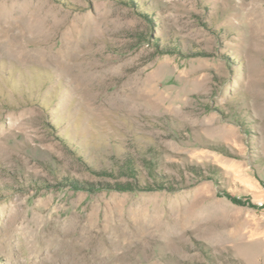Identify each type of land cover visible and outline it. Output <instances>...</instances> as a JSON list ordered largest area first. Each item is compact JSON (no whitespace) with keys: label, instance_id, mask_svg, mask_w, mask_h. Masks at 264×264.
Listing matches in <instances>:
<instances>
[{"label":"rangeland","instance_id":"1","mask_svg":"<svg viewBox=\"0 0 264 264\" xmlns=\"http://www.w3.org/2000/svg\"><path fill=\"white\" fill-rule=\"evenodd\" d=\"M257 112L264 0H0V264H239L210 149Z\"/></svg>","mask_w":264,"mask_h":264},{"label":"crops","instance_id":"2","mask_svg":"<svg viewBox=\"0 0 264 264\" xmlns=\"http://www.w3.org/2000/svg\"><path fill=\"white\" fill-rule=\"evenodd\" d=\"M260 112L256 115L261 123L264 112ZM215 135L224 148L210 149L216 153L213 161L222 188L217 198L225 206L219 212L231 222L225 242L236 241L235 252H230L239 264H264V131H256V146H252L235 121L224 119L217 122ZM223 192L242 202H233Z\"/></svg>","mask_w":264,"mask_h":264},{"label":"trees","instance_id":"3","mask_svg":"<svg viewBox=\"0 0 264 264\" xmlns=\"http://www.w3.org/2000/svg\"><path fill=\"white\" fill-rule=\"evenodd\" d=\"M223 194H224L225 196L229 197L233 202H236V203H241V202H242V201H240V200H238V199H236V198L230 196V195H229L228 193H226V192H223Z\"/></svg>","mask_w":264,"mask_h":264},{"label":"bare ground","instance_id":"4","mask_svg":"<svg viewBox=\"0 0 264 264\" xmlns=\"http://www.w3.org/2000/svg\"><path fill=\"white\" fill-rule=\"evenodd\" d=\"M263 2V1H262Z\"/></svg>","mask_w":264,"mask_h":264}]
</instances>
